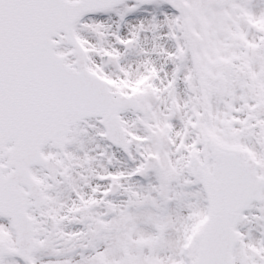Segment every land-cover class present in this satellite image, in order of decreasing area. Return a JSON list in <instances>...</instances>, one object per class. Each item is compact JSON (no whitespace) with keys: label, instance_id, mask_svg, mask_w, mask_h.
I'll return each instance as SVG.
<instances>
[{"label":"snow or ice","instance_id":"1","mask_svg":"<svg viewBox=\"0 0 264 264\" xmlns=\"http://www.w3.org/2000/svg\"><path fill=\"white\" fill-rule=\"evenodd\" d=\"M0 264H264V0H0Z\"/></svg>","mask_w":264,"mask_h":264}]
</instances>
